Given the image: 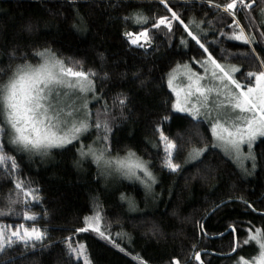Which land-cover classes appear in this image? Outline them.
Masks as SVG:
<instances>
[{
	"label": "trees",
	"instance_id": "1",
	"mask_svg": "<svg viewBox=\"0 0 264 264\" xmlns=\"http://www.w3.org/2000/svg\"><path fill=\"white\" fill-rule=\"evenodd\" d=\"M229 2L0 0V69L14 67L25 59L35 64L38 58H33V51L50 48L67 66L94 71L96 95L103 99L96 103L90 95L86 98L93 113L102 110L105 101L109 104L112 154L123 156L128 149L133 150L151 162L157 177L152 192L147 194L135 181L120 178L108 182L91 158L80 159L77 142L71 147L52 148L43 156L17 155L21 171L15 177L25 186L39 189V200L28 198L27 208L16 209L21 215L0 216V225L36 227L46 236L28 245L6 246L0 250V264H84L85 257L90 264H200L195 259L197 252H202L204 264H233L239 256L256 255L254 242L241 243L235 253L225 254L234 244L231 228L236 230L238 243L248 236L250 225L264 228V137H259L253 147L256 168L252 169L249 160L245 167L251 174L243 173L219 149L211 148L204 123L197 124L187 114L172 109L174 95L166 82L167 73L177 63L191 65L207 55L185 31L184 25L195 20L200 28L192 24L189 30L209 52L219 62L240 68L241 73L235 75L240 83H253L254 78L246 79L245 74L259 71V61L264 60V37L260 35L264 32V0H245L247 6L237 2L231 12L222 9ZM168 8L180 17L172 21L171 36L162 27L150 30L151 45L137 47L128 42L123 33H139L142 27L126 23L123 17L139 11L153 21L160 16L170 18ZM79 18L84 21V30H77L81 27ZM233 19L246 36L256 38L251 44L229 39L240 30ZM182 38L186 44H181ZM8 75L7 71L0 73V84ZM117 93L128 97L124 109L111 107ZM163 116L170 119L161 123ZM157 124L165 135L185 144L175 159L181 164L178 173L162 168L164 151L155 130ZM197 130L204 136L203 142L198 141ZM95 135L93 130L81 142L92 143ZM190 136L195 146L206 143L210 147L200 162L185 164ZM9 179L0 176V208L6 207L10 191L15 194ZM122 193L134 201L135 211L130 210L127 200L120 199ZM94 205H99L100 226L111 241L84 223ZM23 211L37 214V218L25 220ZM81 228L86 230L76 231ZM67 243L74 247L82 244L84 256L70 255Z\"/></svg>",
	"mask_w": 264,
	"mask_h": 264
},
{
	"label": "snow or ice",
	"instance_id": "2",
	"mask_svg": "<svg viewBox=\"0 0 264 264\" xmlns=\"http://www.w3.org/2000/svg\"><path fill=\"white\" fill-rule=\"evenodd\" d=\"M159 2L164 3L165 0H159ZM237 2L247 6L245 0H230L224 8L231 12ZM167 10L171 13L170 18L160 16L154 21L139 11L129 13L128 16L123 17V20L126 23L131 21L134 25L142 27V30L135 34L126 31L123 35L131 45L137 47L151 45L150 30H160L163 27L167 29V35L171 36L172 21L180 20V17L171 8ZM79 20L81 27L77 30H84V21L82 18ZM181 23L183 24V21ZM208 23L211 24V21ZM192 24L197 29L200 28V23H196L195 20H190L184 28L187 36L207 54L203 61H195L204 69L205 75L194 72L188 63L183 65L177 63L169 70L167 86L176 97L172 103V109L187 113L188 117L197 124L204 123L205 131L211 136V148L219 149L243 173L251 174L245 167V161L250 160L252 169L256 168L257 157L253 147L258 137H264V60L259 61V71H249L245 74L246 79L255 78V86H250V83L242 85L235 78L236 74L241 73V69L236 65L219 62L204 43L189 30ZM233 24L240 30L233 32L229 39L243 41L245 44H251L256 39L254 36L251 38L246 36L244 29L235 19ZM260 35L264 37V32ZM181 44H186L183 38ZM252 53H255V49H252ZM32 55L33 58H38L35 64L25 59L23 63L16 64L14 67L9 65L7 69H0V73L4 71L10 73L7 80L0 84V176L10 178L9 182L14 185L15 193L13 195L10 191L5 198L6 207L0 208V216H19L21 213H17L16 209L17 207L27 208L28 198L33 201L39 200V196L36 195L39 189L27 187L23 181L15 177V173L21 171L17 155L40 154L43 156L47 155L52 148L71 147L73 142L80 145L76 148L80 159L91 158L92 163L102 175L115 173L129 180L134 179L143 186L146 194L151 193L153 185L157 183L151 162L144 160L131 149H128L123 156L119 152L112 154L111 121L113 117L107 101L102 105V110L97 109L95 113L89 108L90 101L87 98L83 99L79 107H58L53 104L54 97L59 96V89L78 90L82 96L90 95L92 101L100 103L103 96L96 95L93 80L96 73L91 69L83 71L67 66L65 60L50 48L36 49ZM254 58L259 59V57ZM75 63L79 64L78 61ZM209 67L213 83L203 85L201 82L206 79ZM178 78L187 79L186 89L175 86ZM181 93H183V100H181ZM213 93L216 99L212 98ZM127 102L126 94L117 93L112 97L111 107L124 109ZM169 119L170 116H163L161 123ZM93 130L96 135L92 143H82L81 139H87ZM155 130L159 133V143L163 145L162 168L172 174L178 173L181 170V164L176 163L175 159L184 150L185 144L177 143L175 139L165 135L160 124L155 125ZM195 135L199 142H203L204 136L199 130ZM180 139L182 140L183 137ZM186 144L189 147L184 158L185 164L192 161L200 162L210 147L206 143L195 146L191 136ZM245 146L247 152L244 151ZM120 199L128 201L130 210H136V205L131 198L125 197L122 193ZM248 207L251 208V205ZM22 216L25 220L32 221L37 218V214H30L28 211H23ZM101 221L102 213L99 205H94L93 214L85 216L84 223L101 238L111 241L110 235H106L101 229ZM21 228H23L22 233ZM85 230L81 228L76 231ZM232 231L236 230L233 228ZM117 235L121 234L117 233ZM45 236L46 232L36 227L29 229L20 225L15 230H10V226H0V250L18 243L25 245L35 243L43 240ZM252 242L257 246L256 255L248 258L239 256L233 264H264V228H255L250 225L248 236L242 242L234 243L230 252L225 255L230 256L235 253L241 243L250 245ZM115 246L119 247V245ZM67 251L70 255L84 256L82 244L74 247L73 244L67 243ZM195 259L201 260L199 252L195 253ZM84 264H90L86 257ZM201 264H203L202 261Z\"/></svg>",
	"mask_w": 264,
	"mask_h": 264
},
{
	"label": "rangeland",
	"instance_id": "3",
	"mask_svg": "<svg viewBox=\"0 0 264 264\" xmlns=\"http://www.w3.org/2000/svg\"><path fill=\"white\" fill-rule=\"evenodd\" d=\"M204 59H201V60H194L193 61V64H189L190 67L192 68V70L196 73H199L200 75H205L204 73V69L200 66V64H197L195 63V61H203ZM210 72H211V69L209 67V73L206 77L205 80H203L201 83L203 85H209V84H212V80H211V77H210ZM236 78V77H235ZM253 83L250 84V86H255V78L253 79ZM242 84V83H241ZM187 85H188V81L186 78H178L176 81H175V86L177 87H183V88H187ZM244 85V84H242ZM59 96L58 97H54V100H53V104L58 106V107H66V106H72V107H79L80 104L82 103L83 99H85L86 97L82 96L78 90H70V89H59ZM174 95V94H173ZM88 98V96H87ZM212 98L213 99H216V96H215V93L212 94ZM89 99V98H88ZM176 99L175 95H174V100ZM222 99V98H221ZM181 100H183V93H181ZM177 112V111H175ZM181 113V112H179ZM183 114H187V113H183ZM259 138V137H258ZM257 138V139H258ZM244 151L247 152V148L246 146L244 147ZM193 162V161H192ZM247 161H245L246 163ZM191 163V162H189ZM104 178L109 182V181H114L116 179H120V178H124V179H127L121 175H118V174H112V175H103ZM129 180V179H127ZM130 181H135V182H138L136 180H130ZM139 183V182H138ZM140 184V183H139ZM141 185V184H140ZM93 214V213H92ZM23 225V224H22ZM0 226H10V230H15L17 226H12V225H5V224H1ZM20 226V225H18ZM23 227H27L26 225H23ZM29 229H31L30 227H27ZM23 232V228H21V233ZM6 234H7V231H6Z\"/></svg>",
	"mask_w": 264,
	"mask_h": 264
},
{
	"label": "water",
	"instance_id": "4",
	"mask_svg": "<svg viewBox=\"0 0 264 264\" xmlns=\"http://www.w3.org/2000/svg\"><path fill=\"white\" fill-rule=\"evenodd\" d=\"M252 6V4L250 5V7ZM233 228H231V230H232ZM225 233H227V232H225ZM225 233H223V234H225ZM234 233V243H238V239H237V234H236V232H233ZM223 234H221V235H223ZM221 235H219V236H221ZM216 237H218V236H216ZM200 253V255L202 254V252H199ZM232 255V254H231ZM200 264H201V260L200 261H198ZM204 264V263H203Z\"/></svg>",
	"mask_w": 264,
	"mask_h": 264
},
{
	"label": "built area",
	"instance_id": "5",
	"mask_svg": "<svg viewBox=\"0 0 264 264\" xmlns=\"http://www.w3.org/2000/svg\"><path fill=\"white\" fill-rule=\"evenodd\" d=\"M222 9L226 10V9L224 8V6H222Z\"/></svg>",
	"mask_w": 264,
	"mask_h": 264
}]
</instances>
